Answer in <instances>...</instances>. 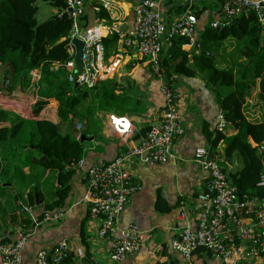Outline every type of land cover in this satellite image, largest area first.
<instances>
[{"label":"crops","instance_id":"1","mask_svg":"<svg viewBox=\"0 0 264 264\" xmlns=\"http://www.w3.org/2000/svg\"><path fill=\"white\" fill-rule=\"evenodd\" d=\"M141 1L105 0L111 4V7L106 10L104 17H100V11L97 9L99 7L104 9L102 2L90 0L86 5L85 15L80 20L82 30L100 25L104 39L112 40L111 45L104 44L107 63L117 54H123L120 67L110 73L105 81L115 80L119 85L117 94L123 95L125 92L130 103L123 110L119 109L115 113L97 110L96 117L89 119L85 129L90 135L86 136L88 140H84V156L72 167L74 174L68 182L69 191L66 198L59 203L56 196L57 192L62 190L58 171L43 169V172L39 173L35 170L36 167L24 165L23 157H17L21 151H17L14 156L8 142H0V176L6 175L10 182L5 184L0 180V238L6 242H13L20 232L31 230L32 223L27 226V221L31 220L30 215L19 214L24 206L32 207L33 215L40 222L23 247L24 264H36L39 251H51L64 241L68 244V250L76 264H112L110 259L112 243L118 237L119 231L126 229L130 224H134L146 234H151V238L137 253L128 256L122 264H184V257L175 249L174 242L187 226L196 227L194 214L196 198L205 190L206 183L205 173L194 161L195 151L199 147H211V139L216 136L220 116H223L219 98L230 93L226 88L211 87L206 72L191 66L196 70L193 76L186 74L173 76V87L180 95L179 110L183 119L184 133L174 144L168 162L146 164L138 157L131 158L127 162L132 175V184L137 190L131 195L122 211L117 232L113 236L107 238L100 236L102 220L91 218L90 206L84 201L88 190V169L93 164L109 163L117 155L139 145L149 128L154 123L160 122L162 118L165 96L161 91L160 80L151 73L147 61L141 59L137 50L133 47L127 48L124 44V37L134 25V9ZM36 3L38 13L42 4L51 5V14H47L45 18H50L60 11V8L50 0H36ZM220 3L221 0L165 1L162 18L166 24H171L187 14L195 15L197 18V45L182 46V49L189 52L190 57L200 52L202 44L198 46V42H201L204 31L219 19L216 11L219 10ZM36 17L38 19V14ZM111 30L113 34H110ZM227 41L228 44L223 43L217 51V57L224 68L241 61L239 44L231 38ZM226 48L228 52L222 54ZM168 50L169 44L166 43L163 57ZM31 75L33 83H37L41 74L39 70H34ZM258 84L257 82V87L244 107L249 120L257 118L260 120L264 116V108L257 98L260 91ZM39 99L34 88L30 90L18 88L11 95L0 92V108L12 113L13 117L28 122L42 119L59 122L62 133H69L73 138L80 137L82 125L77 123L73 128H69L68 122L65 125L58 113L59 103L55 99H51L42 111L35 115L33 109ZM110 116L128 118L131 123V135L122 137L115 132ZM93 119L100 121L102 126L100 130L93 128L91 123ZM8 124L0 123V125ZM233 132L230 131L229 134ZM224 149L225 143L220 142L213 151L226 170L236 171L241 167L240 160L236 156L228 159ZM25 152L27 153V150ZM20 165L28 178H25L24 185L18 188L13 184L15 169ZM40 176H42L40 184L48 182L47 190L36 185L35 182ZM2 186L11 189H1ZM36 192L39 193L34 196ZM31 196L35 197L33 205L30 204ZM58 213L62 214L59 218L55 217ZM48 214L56 219L46 221L44 217ZM203 259L206 264H222L214 257L208 256ZM255 263L254 261L252 264Z\"/></svg>","mask_w":264,"mask_h":264},{"label":"built area","instance_id":"2","mask_svg":"<svg viewBox=\"0 0 264 264\" xmlns=\"http://www.w3.org/2000/svg\"><path fill=\"white\" fill-rule=\"evenodd\" d=\"M62 8L56 14L72 21L70 32L71 63L55 68L67 71L68 81L92 88L99 81L115 72L123 54H117L109 63L105 60L104 32L100 25L82 30L80 20L85 15L90 0H61ZM103 8L111 7L109 2L100 0ZM167 0H142L134 9V25L124 37L127 48H135L142 60L147 61L151 73L161 82L165 96V106L161 121L154 123L140 144L117 155L106 164H93L87 171V194L85 202L90 206V216L101 219L100 236H113L118 229L120 215L131 195L137 190L132 184V175L127 166L131 158L138 157L146 164H162L169 161L172 148L183 135V119L179 110L180 95L173 87V76H167L161 68L164 44L176 38H185L196 43L197 19L192 14L184 15L171 24L162 18L164 3ZM178 2L181 0H171ZM97 9V8H96ZM98 8L97 11H101ZM255 10L264 25V0H221L219 19L211 24L220 28L229 24L235 17ZM114 30V29H113ZM110 34H113L112 30ZM84 42V68L80 73L74 71L75 48L73 38ZM120 67V66H119ZM113 130L122 137L130 136L132 129L128 118L110 116ZM225 118L220 116L218 131L225 127ZM253 147L264 153V141L253 143ZM194 161L206 176L205 190L196 198L194 208L196 227L187 226L174 242V247L184 257V264H203V257H214L222 264H264V198H238L237 188L232 183L219 158L210 147H199ZM257 187L264 189V171L260 174ZM28 213L32 228L22 231L13 242L0 238V264H24L22 250L30 239L33 229L40 224L33 215V208L24 206L19 214ZM58 213L55 217L59 218ZM49 214L46 221L54 220ZM151 234L142 232L134 224L120 230L112 243L110 259L112 264H122L130 255L137 253ZM70 254L64 241L51 251L41 250L36 256V264H48L51 256L55 262L63 261Z\"/></svg>","mask_w":264,"mask_h":264},{"label":"trees","instance_id":"3","mask_svg":"<svg viewBox=\"0 0 264 264\" xmlns=\"http://www.w3.org/2000/svg\"><path fill=\"white\" fill-rule=\"evenodd\" d=\"M50 1L58 8L63 6L61 0ZM37 14L36 0H0V92L11 95L18 88H34L35 94L40 98L33 109L35 115L51 99H55L59 103L58 113L64 124L68 122L69 128H73L80 123L83 127L81 135L89 136L85 128L97 110L115 113L119 109L123 110L130 100L126 98L125 92L123 95L117 94L119 85L113 79L99 81L92 88L69 82L67 71L57 70L55 66L72 62L69 37L72 21L55 14L46 21L39 22ZM100 14V17H104L106 10L102 9ZM228 38L240 43L238 52L241 61L231 67H219L221 64L217 51ZM103 42L105 45L112 44V40L108 38L103 39ZM186 44L191 43L185 38L171 40L169 50L161 58V68L167 76H193L196 70L191 66H196L207 73L211 87L232 90L227 96L219 98L226 122L224 129L217 131L216 136L211 139L210 149L214 153L213 149L224 142L227 158L236 156L240 160L241 167L236 171L226 170L237 188L238 198H264V189L257 187L260 174L264 171V153L252 146L253 143L260 144L264 141V116L261 120H249L244 112L257 82L259 101L264 107V25L260 21V15L249 9L220 28H206L201 42H198V46L202 44V50L193 54L192 58L188 51L182 49ZM33 70H39L41 74L37 83L32 81ZM12 115L0 108V123H9L0 125V142H8L14 156L17 151H21L17 157L25 156L29 163L45 170L58 171L62 190L56 196L58 202H62L68 194V182L74 174L72 167L84 156L85 146L81 135L73 138L69 133H62L59 122L48 119L28 122ZM230 131L234 132L229 134ZM38 193H34V196ZM34 196H31L32 205L35 203ZM31 223L28 220L27 226ZM202 263L206 264L204 260ZM48 264L76 262L68 254L58 263L51 256Z\"/></svg>","mask_w":264,"mask_h":264},{"label":"rangeland","instance_id":"4","mask_svg":"<svg viewBox=\"0 0 264 264\" xmlns=\"http://www.w3.org/2000/svg\"><path fill=\"white\" fill-rule=\"evenodd\" d=\"M220 6H221V3H220ZM43 7V8H42ZM42 7L41 6H39V13H38V21L39 22H44V21H46L47 19H48V17L47 18H45L46 17V15L47 14H51V11H52V8H51V5L50 4H48V3H45V4H42ZM217 14V13H216ZM236 41V40H235ZM228 42L229 41H225L224 42V44H228ZM238 44H239V46H240V43L238 42V41H236ZM236 50V49H235ZM224 52H222V54H226L227 52H228V48H226V49H224L223 50ZM73 62V61H72ZM221 65H219V67H220ZM222 67V66H221ZM34 71V70H33ZM229 92H231L232 90L230 89V88H226ZM258 99H259V97H257ZM261 107L262 108H264L263 107V105H262V103H261ZM261 119H263V118H261ZM260 119V120H261ZM255 120H258V118L257 119H255ZM92 126H93V128L95 129V130H100L101 129V124H100V121L99 120H97V119H93L92 120ZM26 157L24 156V158H23V162H24V165H29L30 167H36V169L35 170H37L39 173L40 172H43L42 170H43V168H41V167H39L38 165L36 166L35 164H32V163H29V162H27V160L25 159ZM23 165V166H24ZM15 169V168H14ZM225 169V168H224ZM226 170V169H225ZM15 171H16V174H15V180H14V184H13V186H16V187H18V188H21L23 185H24V181H25V178H28L27 176H25L24 175V169H23V167L20 165V167H18L17 169H15ZM2 176V177H1ZM1 176H0V180H2L5 184H8V183H10L9 182V180H8V177L6 176V175H4V174H1ZM40 180H42V176H40L39 177V180L37 181V182H35L36 183V185H38V187L40 188V187H45V190H47L48 189V182H44L43 184H40L39 182H40ZM31 183V181H29V184ZM9 189L10 187H4V186H2L1 187V189ZM11 189V188H10ZM179 252V251H178ZM209 257H211V256H209Z\"/></svg>","mask_w":264,"mask_h":264},{"label":"water","instance_id":"5","mask_svg":"<svg viewBox=\"0 0 264 264\" xmlns=\"http://www.w3.org/2000/svg\"><path fill=\"white\" fill-rule=\"evenodd\" d=\"M72 44L75 48V57H74V71L76 73H80L83 71L84 62H83V50H84V42L75 37L72 39ZM200 49L202 50V45H200ZM205 53V52H203ZM77 86V84H76ZM91 139V138H90ZM81 140H88L86 136H82Z\"/></svg>","mask_w":264,"mask_h":264},{"label":"bare ground","instance_id":"6","mask_svg":"<svg viewBox=\"0 0 264 264\" xmlns=\"http://www.w3.org/2000/svg\"><path fill=\"white\" fill-rule=\"evenodd\" d=\"M195 16V15H194ZM196 17V16H195ZM197 19V18H196ZM197 26V25H196ZM194 46V45H193Z\"/></svg>","mask_w":264,"mask_h":264}]
</instances>
